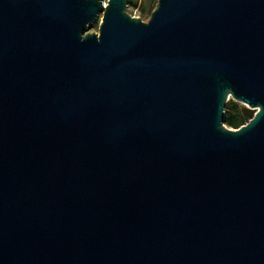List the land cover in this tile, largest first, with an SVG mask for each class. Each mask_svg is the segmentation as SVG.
<instances>
[{
  "label": "water",
  "instance_id": "95a60500",
  "mask_svg": "<svg viewBox=\"0 0 264 264\" xmlns=\"http://www.w3.org/2000/svg\"><path fill=\"white\" fill-rule=\"evenodd\" d=\"M127 2L0 0V264H264V0Z\"/></svg>",
  "mask_w": 264,
  "mask_h": 264
},
{
  "label": "rangeland",
  "instance_id": "374dc122",
  "mask_svg": "<svg viewBox=\"0 0 264 264\" xmlns=\"http://www.w3.org/2000/svg\"><path fill=\"white\" fill-rule=\"evenodd\" d=\"M106 0H103V2H105ZM130 3H132L134 6H130L127 2V7H126V13L133 16V17H137L139 18L142 22H147L151 12L145 11V12H141L142 9V2L141 0H130ZM99 19L92 23L89 27H88V32L89 33H97L98 32V26H99ZM231 107H235L237 109L238 112H242V110L244 109H248L246 108V106H243L242 104L233 102V101H228L227 107H224V119L227 115H230L231 113ZM244 124H246L248 122V118L244 117ZM243 124V125H244ZM225 126V123H224ZM226 128H228L227 126H225ZM228 129H233V128H228Z\"/></svg>",
  "mask_w": 264,
  "mask_h": 264
},
{
  "label": "trees",
  "instance_id": "16d2710c",
  "mask_svg": "<svg viewBox=\"0 0 264 264\" xmlns=\"http://www.w3.org/2000/svg\"><path fill=\"white\" fill-rule=\"evenodd\" d=\"M141 2H142V9H141L142 13L148 10L152 12L153 9L155 8L157 0H141ZM128 4L132 7L134 6L132 3H130V0H128ZM227 104L228 102L226 103L225 107H227ZM230 110H231L230 115H227L225 117V126H227L228 128L238 129L245 122L243 121L244 116L242 115L241 112H238L235 107H231Z\"/></svg>",
  "mask_w": 264,
  "mask_h": 264
}]
</instances>
